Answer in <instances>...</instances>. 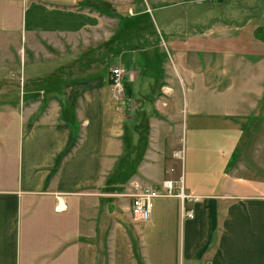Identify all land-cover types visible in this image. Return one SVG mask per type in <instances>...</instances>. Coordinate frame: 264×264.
I'll use <instances>...</instances> for the list:
<instances>
[{"label":"crops","instance_id":"obj_1","mask_svg":"<svg viewBox=\"0 0 264 264\" xmlns=\"http://www.w3.org/2000/svg\"><path fill=\"white\" fill-rule=\"evenodd\" d=\"M140 1L0 0V49L4 37L16 35L15 55L7 61L12 64L1 65L0 59V264H264V87L259 82L251 87L257 101L230 118L187 116V128L197 123V129H210L220 119L226 131L196 135L201 144L220 139L223 146L216 158L210 152L196 154L203 168L213 159L218 164L206 172L210 183L184 180L187 193L198 199L158 198L151 220L143 224L128 206L138 227L133 234L120 230L115 205L105 207L121 163L129 184L156 186L150 181L180 177L181 163L173 153L182 147H174L180 140L175 144L172 133L180 127L179 104L171 123L161 116L145 121L150 127L145 149L138 143L140 130H127L147 82H138L135 73L132 78L136 70L127 67L138 61L130 54L138 48L136 39L129 33L117 38V32L121 25L158 24L153 9ZM84 40L91 49L74 57L69 53L65 60L67 55L57 51ZM108 40L101 57L100 44ZM20 50L23 67L28 63L22 73ZM46 58L60 62L59 73L44 75L34 86ZM116 63L125 71L119 86L111 80ZM69 71L79 78L65 80ZM9 75L15 80L10 82ZM53 77L60 79L61 92L54 110L31 120L20 109L26 96L21 92L29 88L33 96L41 94L52 87ZM170 92L173 87H161V94ZM44 98L35 106L44 105ZM141 109L136 113L140 126L148 116Z\"/></svg>","mask_w":264,"mask_h":264},{"label":"rangeland","instance_id":"obj_2","mask_svg":"<svg viewBox=\"0 0 264 264\" xmlns=\"http://www.w3.org/2000/svg\"><path fill=\"white\" fill-rule=\"evenodd\" d=\"M103 2L105 5L109 4ZM140 3L142 6L153 9L152 18L158 20V24H128V27L121 25L117 32V38H120L123 33H129L130 38L136 39L134 42H137L138 45L133 47L138 48L135 50L136 52L130 54L138 61L134 63L133 60H130L132 64L127 67L136 70V72L132 71L133 78L135 74L138 75V82H147L148 88L147 90L145 87L147 93L144 97L137 96L140 98V105H137L139 107L134 110L135 119L129 123L127 130L129 129L131 134L132 129L138 128L142 136L141 142V136L138 137V143H141L142 147H148L150 127L145 121H148L150 116H154L167 118L171 123L172 113H175L176 117L178 116L179 104L181 108L180 127L176 130L177 126H175L172 132L175 144L180 140V143L174 147L180 148L181 146L185 154L184 159L174 157L180 163L184 162L183 168L179 163L178 173L179 176H182L179 179V188L184 180L187 185L199 182L205 185V183H210L212 178L206 172L218 169V164H215L213 159L208 166L203 168V164L197 160L196 154L210 152L211 157L216 158L221 155L223 146L220 139H214L213 144L210 145L201 144L196 135L200 132L205 134L212 132L218 136V133H226L223 130L225 126L218 119L219 125L217 123L211 125L210 129L204 126L202 130L197 129V123L189 124L187 128V116L230 118L241 107L248 103L251 105V101H257L255 96L253 97L251 87L257 82L261 87H264V0H142ZM117 25L119 26V24ZM139 32L141 36L138 35ZM4 38L6 45L0 49L1 65L5 63L11 65L12 63L8 64L7 61L11 55H15L16 51L12 43L16 44V35ZM90 46L91 44L84 40L79 45L71 46L68 51L66 47L63 51L57 48V51L67 55L64 58L66 60L69 59V53L74 57L76 52L80 53V51L91 49ZM108 47L109 40L100 44L101 57H103V52L108 51ZM20 56L22 73L23 69L27 71L28 63L24 68L22 51ZM46 59L36 71L39 75L34 86L39 84L44 75L52 72L59 73L60 62L56 59ZM78 62L76 60L73 67ZM120 65V63H116L114 67H120ZM8 69L11 70L12 66H9ZM68 75L65 80L79 78V76L71 78L70 71ZM54 78L50 85L52 87L46 89L48 92L45 91L34 96L27 92L29 88L25 89V92H21L20 95L26 96L20 109L21 111L26 109V116L28 115L31 120H41L46 113L54 110L52 105L55 98L61 96L60 86H56L60 83V79L54 80ZM0 80L3 81V79ZM9 80L11 82L15 78L9 75ZM20 82L24 84L22 78ZM4 83L8 84L9 82L4 81ZM25 85H31V83L25 81ZM165 86L173 87L175 92L161 94V87L165 88ZM3 87H7V85ZM173 94L176 95L172 99ZM7 95L11 97L15 94L7 93ZM39 97H45V106H35ZM20 98L22 99V96ZM141 108L148 112V114L145 113L148 116L140 126L136 113L142 110ZM158 110L163 114H159ZM174 122L178 124V122ZM133 136L130 139L131 144L134 142L135 134ZM139 144L134 148H138ZM175 154L178 156L179 150L173 153V155ZM135 167L138 172L139 165L136 164ZM115 176L117 184L107 188L111 191L113 198L106 199L104 204L107 209L111 205L116 206L115 215L122 223L120 230L132 233V231H137L138 227L131 223L127 210L130 204L127 196L132 189V184L124 182L123 163L119 165ZM150 183L157 187L162 184L154 181H150ZM151 217L152 215L148 219L138 221L143 224L150 221ZM135 242V248H137V241L135 240Z\"/></svg>","mask_w":264,"mask_h":264},{"label":"built area","instance_id":"obj_3","mask_svg":"<svg viewBox=\"0 0 264 264\" xmlns=\"http://www.w3.org/2000/svg\"><path fill=\"white\" fill-rule=\"evenodd\" d=\"M123 77V70L119 67L113 69V80L116 85H119L121 79ZM177 155V154H176ZM164 195H175V185L172 180H167L164 182ZM132 190V189H131ZM133 198V207L132 212L135 218L139 221L148 219L154 207V202L157 197L162 195V193L152 187H138L137 186L132 190L129 194ZM179 195L184 198L186 194L184 193V189L181 188ZM197 199V198H196ZM189 216H192L190 214Z\"/></svg>","mask_w":264,"mask_h":264},{"label":"water","instance_id":"obj_4","mask_svg":"<svg viewBox=\"0 0 264 264\" xmlns=\"http://www.w3.org/2000/svg\"><path fill=\"white\" fill-rule=\"evenodd\" d=\"M125 92H126L127 96L129 97L130 96V90L126 89Z\"/></svg>","mask_w":264,"mask_h":264},{"label":"trees","instance_id":"obj_5","mask_svg":"<svg viewBox=\"0 0 264 264\" xmlns=\"http://www.w3.org/2000/svg\"><path fill=\"white\" fill-rule=\"evenodd\" d=\"M122 30V29H121ZM145 118V117H144ZM144 149H145V147H144Z\"/></svg>","mask_w":264,"mask_h":264}]
</instances>
